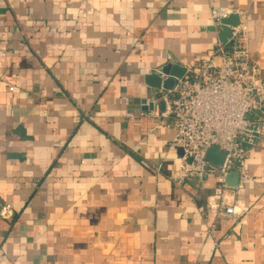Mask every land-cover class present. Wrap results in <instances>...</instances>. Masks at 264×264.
Returning a JSON list of instances; mask_svg holds the SVG:
<instances>
[{
    "label": "crops",
    "instance_id": "1",
    "mask_svg": "<svg viewBox=\"0 0 264 264\" xmlns=\"http://www.w3.org/2000/svg\"><path fill=\"white\" fill-rule=\"evenodd\" d=\"M218 10L264 82V0H0V264H264V138L235 214L214 218L197 208L223 154L177 187L171 121L143 116L164 91L147 76L221 44Z\"/></svg>",
    "mask_w": 264,
    "mask_h": 264
},
{
    "label": "built area",
    "instance_id": "2",
    "mask_svg": "<svg viewBox=\"0 0 264 264\" xmlns=\"http://www.w3.org/2000/svg\"><path fill=\"white\" fill-rule=\"evenodd\" d=\"M227 16V10H218L212 12L211 19L220 26ZM243 29L242 23L231 29L226 43L216 44L210 56L185 68L171 90L144 102L145 107L152 104L153 108L143 116L168 119L175 131L172 148L179 149L181 156L171 179L173 185L203 181L209 168L208 152L215 149L223 154V165L215 171V189L197 208L198 213L214 218L235 214L234 193L250 181L246 164L249 148L264 138V82L243 46ZM157 73L165 79L161 71ZM161 104L163 112L158 116L153 109ZM125 116L133 118L131 113ZM231 172L238 177L235 190L224 184ZM13 216L12 207L0 200V220L10 221Z\"/></svg>",
    "mask_w": 264,
    "mask_h": 264
},
{
    "label": "water",
    "instance_id": "3",
    "mask_svg": "<svg viewBox=\"0 0 264 264\" xmlns=\"http://www.w3.org/2000/svg\"><path fill=\"white\" fill-rule=\"evenodd\" d=\"M228 16L220 21L221 25V44H225L226 41L231 37V29L236 28L240 25L239 16L234 14L233 11H227ZM185 68L178 66L167 64L162 69L161 72L165 75V79L161 78V76L152 74L146 77V84L157 91H169L172 89L174 85V80L179 79L185 73ZM147 110H152V104H149ZM161 110H163V105H160Z\"/></svg>",
    "mask_w": 264,
    "mask_h": 264
}]
</instances>
